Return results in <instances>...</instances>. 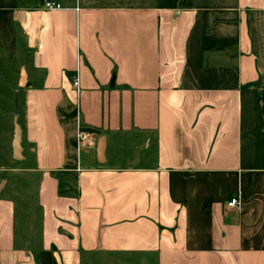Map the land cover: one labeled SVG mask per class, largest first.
<instances>
[{
	"label": "crops",
	"instance_id": "1",
	"mask_svg": "<svg viewBox=\"0 0 264 264\" xmlns=\"http://www.w3.org/2000/svg\"><path fill=\"white\" fill-rule=\"evenodd\" d=\"M3 88L0 264H264V0H0Z\"/></svg>",
	"mask_w": 264,
	"mask_h": 264
},
{
	"label": "rangeland",
	"instance_id": "2",
	"mask_svg": "<svg viewBox=\"0 0 264 264\" xmlns=\"http://www.w3.org/2000/svg\"><path fill=\"white\" fill-rule=\"evenodd\" d=\"M3 91L5 92L4 93L5 96L1 98L0 109L5 113L6 110H8L11 107H14V104H12V102L13 100H15V98L11 96L12 91H10L9 88H3ZM17 101L18 99H16V102ZM21 160L22 159L16 160L15 170L10 171V173L5 172L3 175H0V178L8 176V178L10 179L9 185L6 187V189H4L2 185H0V188L2 186L1 189L2 190L4 189L0 195L2 196L10 195L12 198L16 199L17 201L20 199L19 198V193H21L20 191L26 190L28 191V194H30L29 197H27L26 202L31 204V206H33L34 200H35V186H36L35 180L36 179L29 178L26 174H22L21 172H18L23 167H26L27 165H29V161L27 162V161H21ZM20 209H22L23 211L26 208L21 206L20 204ZM19 217L21 219V212L19 213ZM96 259L98 262L100 261L101 264L102 263L103 264H119L116 260H112L110 258L107 259V262L103 260L104 258H96ZM34 264H37V263L34 261Z\"/></svg>",
	"mask_w": 264,
	"mask_h": 264
},
{
	"label": "water",
	"instance_id": "3",
	"mask_svg": "<svg viewBox=\"0 0 264 264\" xmlns=\"http://www.w3.org/2000/svg\"><path fill=\"white\" fill-rule=\"evenodd\" d=\"M24 74L22 73V76ZM105 150V138L102 136L99 140V144L97 147V159L99 162H103ZM12 158L14 160H20L23 158L22 156V146H21V129L19 124L17 123L16 118L14 119V130H13V140H12Z\"/></svg>",
	"mask_w": 264,
	"mask_h": 264
},
{
	"label": "built area",
	"instance_id": "4",
	"mask_svg": "<svg viewBox=\"0 0 264 264\" xmlns=\"http://www.w3.org/2000/svg\"><path fill=\"white\" fill-rule=\"evenodd\" d=\"M43 6L47 10L60 9V5L57 2H54V1H46V2H44ZM73 86L75 87V90L78 93L79 92V78H78L77 74L74 76ZM86 134L87 133L78 130L77 140L81 141L82 139H84L86 137ZM226 206L228 208H236V209L239 208L240 201H239L238 195H231L226 200Z\"/></svg>",
	"mask_w": 264,
	"mask_h": 264
},
{
	"label": "trees",
	"instance_id": "5",
	"mask_svg": "<svg viewBox=\"0 0 264 264\" xmlns=\"http://www.w3.org/2000/svg\"><path fill=\"white\" fill-rule=\"evenodd\" d=\"M82 129V131H90V132H96L95 130H93V129H89V128H87V129H83V128H81ZM80 129V130H81Z\"/></svg>",
	"mask_w": 264,
	"mask_h": 264
}]
</instances>
